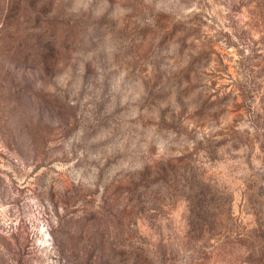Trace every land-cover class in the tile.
<instances>
[{
	"label": "rangeland",
	"instance_id": "1",
	"mask_svg": "<svg viewBox=\"0 0 264 264\" xmlns=\"http://www.w3.org/2000/svg\"><path fill=\"white\" fill-rule=\"evenodd\" d=\"M0 264H264V0H0Z\"/></svg>",
	"mask_w": 264,
	"mask_h": 264
}]
</instances>
